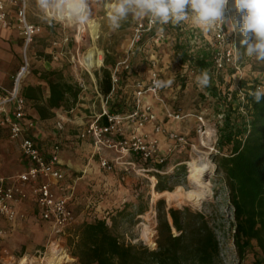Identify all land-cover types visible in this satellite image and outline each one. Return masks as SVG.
<instances>
[{
  "label": "rangeland",
  "instance_id": "obj_1",
  "mask_svg": "<svg viewBox=\"0 0 264 264\" xmlns=\"http://www.w3.org/2000/svg\"><path fill=\"white\" fill-rule=\"evenodd\" d=\"M27 1L29 2L30 0ZM31 2L36 4L35 0H31ZM234 13L233 3L228 17H231ZM44 16L47 18L46 15ZM146 18L129 16L127 20L122 22L119 29L112 30L108 24L106 9L103 5H100L93 8L92 22L88 25H77L67 21L59 23L61 30L69 37L68 46L73 54H75L77 46H80L79 56L75 57L77 72L80 69L78 62H82L83 57L90 48L100 52L99 57L102 63L98 67L95 66V69L90 70V73L81 69L82 77L88 88V80H90L88 76L90 74L96 77V74H100L105 62L108 66H111L125 56L135 24L138 21H144ZM92 23L98 24L95 35L90 32V24ZM167 25L170 26L171 33L167 34L168 39L161 42L158 47L152 45L149 34L145 36L143 41L145 53L139 52L131 59V71L133 77L145 78L148 73L147 58L150 55V51L154 50L156 57L159 59L162 78L173 81L171 86L167 87L162 93L163 97L174 110L185 115L189 114L181 121L163 120V123L184 135L187 143L182 148H177L171 153L167 157L166 162L161 165L145 163L136 158L134 154L122 155L113 150H104L102 157H105L110 162L112 168L103 170L96 162L93 164L91 171H89V177L83 179L81 185L76 186V198L71 201V208L77 215V220L66 230L63 236L61 243L68 257L61 264H70L75 261L71 257L72 248L69 243L74 238L82 222L95 219L105 220L108 225L114 222L113 232L120 241L132 244L142 243L150 249H154L156 236L155 207L160 199L164 200L167 207L179 208L188 206L193 210L203 211L219 242V257L214 264H252V255L241 259L235 251L232 240L231 212H229L225 204V189L215 172L213 159L218 153L216 128L220 108H217L218 104L215 99L206 97L205 88L201 89L197 86L195 76L198 74L189 69L184 72V68L181 67L180 62L173 54L175 41L172 37H174V33L181 34L184 40L190 32H195L199 36L203 32L194 27L190 21L182 22L177 26L170 23ZM225 27L228 30L226 25ZM179 28H182L181 32ZM162 29L164 30V28ZM233 34L236 35L240 48V55L237 60L240 64L239 72L236 73L234 69L227 67L220 73L215 74L214 77H210V85L207 88H215L221 97L229 96L231 91L238 90L237 97L242 98L244 90L238 87L239 80H247L245 89H249L254 79L264 81V62L255 61L247 57L244 48L240 44V40L243 39L242 35L238 32H233ZM203 35L210 37L211 32L203 33ZM204 36H201V38L205 39L206 37L204 38ZM28 58L30 60L29 51ZM21 61L22 53L19 59V66ZM63 62L67 67H73L72 63H67L66 57H63ZM16 70L11 73L10 77L14 75ZM181 74L184 76L181 77ZM132 83V79H128L121 88L119 87L116 90L120 93V105L125 114L133 105ZM90 90H87L88 94L84 101L81 102L83 106L78 107L76 113L78 116L86 115L85 112L88 110L97 112V106L100 105V102L94 99L93 90ZM173 95H176L174 102L171 99ZM91 103L94 104V109L87 107ZM196 115H201L204 121V129L200 133L196 132L198 125V121L195 118ZM85 120L88 119L86 117L82 119L83 122ZM11 143L5 142L4 145L0 143V155L6 154L5 159L0 157V174L2 175L11 176L22 171L18 146ZM167 145V140L163 139L161 141L163 152ZM94 159L96 160V158ZM200 159H205L210 166L200 172L197 181H194L189 176L188 163L189 161H198ZM65 172V186H73L72 180L79 174L72 170H65ZM158 176L161 177V184L169 188V190L159 192L155 189L159 179ZM177 188L182 193L200 189L209 190L210 194L194 204L182 196L179 199H171L166 192H174ZM139 209H142V214H137ZM28 210L32 212L31 205ZM119 211L125 212L126 216L123 218L119 217L117 215ZM2 224L4 229V235L1 239L3 261L6 264L15 261V264H17L25 257L29 262L28 264H36L34 261L37 257V252H44L48 246L49 234L43 222L38 218L27 216V218H23L13 224L7 222Z\"/></svg>",
  "mask_w": 264,
  "mask_h": 264
},
{
  "label": "built area",
  "instance_id": "obj_2",
  "mask_svg": "<svg viewBox=\"0 0 264 264\" xmlns=\"http://www.w3.org/2000/svg\"><path fill=\"white\" fill-rule=\"evenodd\" d=\"M233 3V0H229V11ZM43 14L46 15L44 12ZM46 17L57 24L61 23L47 15ZM8 29H15L21 38L22 61L11 77L10 87L0 89V127L6 129L9 138L17 144L26 162V169L11 176L0 175V221L11 223L17 219H23L25 213L18 212L17 206L32 195L35 199L36 213L43 222L48 224L49 234L46 250L37 252L34 263L48 264L53 255V249L62 250L66 254L61 242L66 230L76 222V215L71 208L75 188L65 186L66 172L60 166L59 145L55 144L49 155H46L39 147L33 135L36 122L29 117L26 100L22 95L23 81L31 72L28 51L34 38L42 31L40 24L32 23L28 18L27 0H0V30ZM147 34L155 47L168 39L163 29L153 24L149 18L135 24L125 56L109 68L111 92L107 96H99L103 101L101 112L91 118V121L79 132L78 137L81 140H91L96 153L113 150L122 155L134 154L146 163L161 165L166 162L171 153L187 143L184 135L166 126L163 120L181 121L189 114L185 115L168 105L162 95L167 88L154 87V80H164L161 76L159 59L154 50L150 51L147 58V76L137 77L132 83L131 111L122 114L110 111L107 107L112 99V93L119 88V73L130 71L131 59L139 52L145 53L143 41ZM68 41L69 37L66 36L64 42ZM190 43L207 47L211 53L215 74L227 67H231L236 73L239 72L240 64L237 60L240 48L237 37L233 33H228L225 26L211 31V36L206 41L200 36H194L190 39ZM52 45L56 47L58 43L53 42ZM79 51L80 46H77L75 54L69 58L75 67V57L79 56ZM78 65L80 70L83 69L88 73L95 69V66L88 69L82 62H78ZM183 68L186 72L187 66ZM182 76L184 75L181 74ZM77 85L81 91L89 89L82 80H79ZM95 92L98 94V90L95 89ZM171 99L174 102L176 95H173ZM195 118L198 121L196 132L200 133L204 129V121L201 115H196ZM56 128L58 131L64 129V117H58ZM163 139L168 143L164 152L161 147ZM99 167L110 170L112 165L105 157H100ZM3 235L4 229L0 227V238ZM66 256L68 257L67 254ZM64 260L65 258L61 263ZM28 263L24 257L17 264ZM0 264H6L1 255ZM10 264H15V261Z\"/></svg>",
  "mask_w": 264,
  "mask_h": 264
},
{
  "label": "trees",
  "instance_id": "obj_3",
  "mask_svg": "<svg viewBox=\"0 0 264 264\" xmlns=\"http://www.w3.org/2000/svg\"><path fill=\"white\" fill-rule=\"evenodd\" d=\"M157 26L164 28L166 34L171 33L169 25ZM173 35V54L181 67L187 66V69L197 74L207 70L210 77H214L210 51L204 45L190 43L191 38L199 35L190 32L184 40L181 34ZM111 66L105 62L100 74H96L98 91L103 96L111 92ZM136 78L132 76L131 70L120 72L119 87L128 79L133 82ZM252 81L249 89H245L247 80H239L238 87L244 90L242 98L237 97L238 90L221 97L215 88H205V95L215 99L217 108H220L216 128L218 153L213 162L225 189V204L232 216L235 251L241 259L252 255V264H264V97L257 102L252 95L257 88L264 87V81ZM48 86V107H59L68 99L75 102L80 93L78 86L62 80H49ZM22 95L33 103L41 118L46 116L44 108L34 101V89L27 92L23 90ZM119 95L118 91H114L107 107L110 111L125 114ZM136 158L140 160L138 156ZM158 177L155 189L159 192L169 190ZM155 208L154 249L142 243L120 241L113 232L114 222L108 225L105 220L95 219L82 222L70 241L71 257L75 260L70 264L215 263L219 257V242L203 211L188 206L167 207L163 199L157 201ZM138 211L137 214L143 213L142 209ZM117 215L122 218L126 216L122 211L117 212Z\"/></svg>",
  "mask_w": 264,
  "mask_h": 264
},
{
  "label": "crops",
  "instance_id": "obj_4",
  "mask_svg": "<svg viewBox=\"0 0 264 264\" xmlns=\"http://www.w3.org/2000/svg\"><path fill=\"white\" fill-rule=\"evenodd\" d=\"M28 18L32 23L40 24L42 31L39 35L34 38L33 43L29 48L31 72L23 81L22 91L34 89L35 99L34 101L40 108H44L46 116L40 117L37 113L33 103L27 99V113L30 118L35 120L36 127L34 130V137L42 149V151L49 155L55 144L59 145L60 148V166L65 170H72L77 172L79 175L72 180V184L75 188L74 193L76 194V186L83 183V179L88 178L89 171H91L93 164L97 162L99 165V158L103 156V151L96 153L92 145L91 140H81L78 137L79 132L90 122L94 115L101 112L103 101L100 99V93L96 94L95 89L98 90V79L95 75L90 74L88 78L89 89L94 93V99L100 102L97 106V112L88 110L85 112L86 115L78 116L76 113L79 106H83L87 96V90L81 91L77 96L75 102L72 99H68L66 103L61 104L59 107H48L47 99L49 97V80L54 82L62 80L78 86L77 82L84 79L82 77V70L79 69L77 72L75 66L67 67L63 62V57H66L67 63L70 62V56L73 54L69 49V41L64 42L66 35L60 28V24L45 18L43 12L33 4L31 0L28 2ZM201 36H204L203 33ZM200 36V37H201ZM206 37V38H205ZM208 40V36H204ZM57 42L58 46H53L52 43ZM21 55V38L15 29L0 30V89L9 88L11 84V73L19 68V59ZM56 56V57H55ZM68 56V57H67ZM85 83V82H84ZM31 93V91H30ZM101 97H104L101 95ZM87 107L94 109V104L91 103ZM91 114V115H90ZM64 117V129L58 131L56 128V122L58 117ZM86 117L85 122L82 121ZM16 144L9 138L8 132L4 128H0V143ZM22 171L26 169V162L23 160L20 151H18ZM5 155H0L1 159H5ZM96 158V160L94 159ZM21 171V172H22ZM2 175V174H0ZM10 176V175H2ZM86 181V180H85ZM32 206V212L28 210L29 206ZM18 212L25 213V217L38 218L43 222L37 215L35 199L31 195L27 200L20 203L17 206ZM77 218V215H76ZM77 220V219H76ZM21 221L17 219L10 224ZM5 221H0V227H3ZM8 223V222H7ZM48 230V224L43 222ZM0 238V255H1V239ZM3 258V257H2Z\"/></svg>",
  "mask_w": 264,
  "mask_h": 264
},
{
  "label": "clouds",
  "instance_id": "obj_5",
  "mask_svg": "<svg viewBox=\"0 0 264 264\" xmlns=\"http://www.w3.org/2000/svg\"><path fill=\"white\" fill-rule=\"evenodd\" d=\"M235 13L227 16L229 0H35L36 6L56 21L88 25L93 8L103 5L112 30L121 27L129 16L149 18L153 24L174 26L190 21L207 34L227 26L228 33L238 32L247 57L264 62V0H233ZM196 84L204 89L210 85L207 70L195 76ZM154 87H170L171 79L154 80ZM257 102L264 97V87L254 93Z\"/></svg>",
  "mask_w": 264,
  "mask_h": 264
},
{
  "label": "bare ground",
  "instance_id": "obj_6",
  "mask_svg": "<svg viewBox=\"0 0 264 264\" xmlns=\"http://www.w3.org/2000/svg\"><path fill=\"white\" fill-rule=\"evenodd\" d=\"M92 22V21H91ZM97 25L96 23L90 24V32L92 35H95L97 33ZM100 52L95 50L94 48H90L85 56L82 59V62L86 65L87 68H91L93 66H97L101 62V58L99 57ZM98 55V56H97ZM210 164L204 159V160H193L189 161L188 163V172L190 173V177L197 181L199 173L208 169ZM179 188V187H178ZM177 188L174 192H166L168 196L172 199H179L180 196L187 199L188 201H192L194 204L198 203L202 198L208 196L210 194L209 190H191L187 192H180ZM179 192V193H178ZM66 254L62 250L53 249V255L49 259L48 264H60L64 258H66Z\"/></svg>",
  "mask_w": 264,
  "mask_h": 264
}]
</instances>
